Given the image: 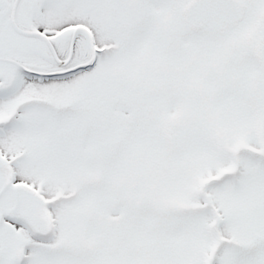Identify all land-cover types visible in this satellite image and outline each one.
Listing matches in <instances>:
<instances>
[{
	"label": "snow or ice",
	"instance_id": "obj_1",
	"mask_svg": "<svg viewBox=\"0 0 264 264\" xmlns=\"http://www.w3.org/2000/svg\"><path fill=\"white\" fill-rule=\"evenodd\" d=\"M0 264H264V0H0Z\"/></svg>",
	"mask_w": 264,
	"mask_h": 264
}]
</instances>
